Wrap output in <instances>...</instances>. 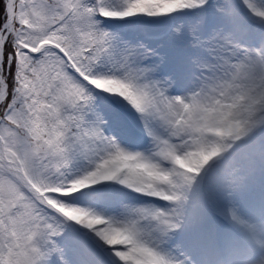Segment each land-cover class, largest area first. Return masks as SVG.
<instances>
[{"label": "rangeland", "instance_id": "obj_1", "mask_svg": "<svg viewBox=\"0 0 264 264\" xmlns=\"http://www.w3.org/2000/svg\"><path fill=\"white\" fill-rule=\"evenodd\" d=\"M212 1L18 0L13 27L21 28H13L12 33L22 59L19 86L15 107L0 124V264H71L76 255L86 257V264H106L103 256L74 235L68 219L83 228L106 221L99 230L115 221L111 235L91 234L101 246L130 243L126 249L110 250L114 264H168L151 249L183 258L184 264H199L202 249L195 226L208 221L203 245L215 246V214L240 225L226 208L233 205L236 213L241 200L250 196L255 206L264 195V188L255 189L264 185V149L257 158L249 157L230 169L224 163L235 148L246 147L264 131V0H218L217 24L208 37H202L200 24ZM256 8L261 10L258 15ZM169 11L177 13L171 35L160 41L144 39V26L162 23ZM114 17L134 19L135 34L127 36L113 65L104 70L113 80L104 85L92 76V66L112 42L106 22ZM247 39L255 40V45ZM44 44L49 48L33 60L31 53ZM7 74L6 65L4 77ZM146 82L153 90L150 85L142 87ZM138 89L143 91L136 93ZM139 95L145 98L143 105L129 104ZM111 96L141 110L145 125L124 122L108 102ZM90 102L98 103L94 119L87 118ZM168 104L179 107L182 118L193 125L187 121L171 132L146 114L155 106L161 116L158 109L163 111ZM105 125H113L115 132L107 139L101 134ZM157 127L161 132L156 134ZM136 128L153 133L144 150L159 156L162 169L137 164L133 155L114 149L125 135L133 141ZM211 146L218 151L211 154ZM189 152L196 153L191 160L185 158ZM114 157L118 167L113 172L126 166L130 172L123 182L151 195L145 202L156 212L125 198L120 204H99L102 210L83 221L67 203L71 197L82 198L81 194L89 199V187L81 189L76 179L91 171L98 189L104 180H113V172L100 177L98 162L111 164ZM31 188L42 197L37 198ZM46 189L58 195L45 196ZM41 199L57 209H45ZM171 235L177 236L176 244L169 243ZM117 252L126 253L115 258L111 253Z\"/></svg>", "mask_w": 264, "mask_h": 264}, {"label": "bare ground", "instance_id": "obj_2", "mask_svg": "<svg viewBox=\"0 0 264 264\" xmlns=\"http://www.w3.org/2000/svg\"><path fill=\"white\" fill-rule=\"evenodd\" d=\"M14 4H15L14 0H10V2H9V15H10V17H13L15 19L17 13H16V9L14 8ZM260 12H261V10H259L258 8H256L254 10V13L256 15L260 14ZM153 23H155V22H151L150 24L154 25ZM7 26H9V28H11V19L7 22ZM154 30L155 29H150V31H154ZM96 77H98V79H101V84H104V85H108V84H110V82L113 81V80L109 79L108 76H105V75L103 76V74H99V76H96ZM171 79L174 80L173 76ZM157 80H158V78H157ZM159 80L164 81L165 78H159ZM148 81H150V79H148ZM145 84L146 85H144V86L142 85V87L150 85V90H153V88H152L153 85H151L150 82H146ZM142 91H143L142 89H138L136 91V93L142 92ZM142 96L143 95L136 96L135 99H132L131 101H129V104L132 102H134V103L138 102L140 104L142 103L141 105H143V103L145 102L144 101L145 98ZM118 99H120V98H118ZM104 105H106V104H104ZM130 109H133V108H130ZM162 109H163V111L161 109H158L160 111L161 116L157 115L155 106H153L152 109L151 108L147 109L146 114L150 113V116H152V119L154 120V122L156 124L162 125L164 127L163 130H165V128H166L167 130L172 132L177 128L178 125H180L181 123H186L187 121L188 122L190 121V123H188L189 125H193L191 120L187 119L186 117L182 118L183 115L181 116L179 107L174 108L168 104L166 106H163ZM133 120H135V119H133ZM144 120L145 119H139V120H135V121H136L137 125H145ZM157 121H159V122L157 123ZM197 121H199V119ZM157 129L158 130H156V134H157V131L161 132V129H159L158 127H157ZM109 136H107V137H109ZM152 137H153V133L149 139H152ZM147 142H144V143H142V146L141 145L139 146V145H136L133 141H130L129 136L125 135L124 138L117 139V141L114 143L115 144L114 149L120 150L121 152L126 153V154L133 155L134 157H136L137 164H141V165L147 164L148 166H150L152 168L162 169L163 167L161 166V162L158 159L159 156L154 154L153 152H151L150 149H148V151L144 150L145 147H147L146 146ZM209 150L213 151L211 153V154H213L214 152L218 151V147L217 146H214V147L211 146ZM194 154H196V153L195 152H189V154L186 155L185 158L187 160H191L193 158ZM115 156H117V155H115ZM114 158H115L114 159L115 162H113L111 164L110 163L109 164H107V163L102 164L101 162H98L99 167L102 168V172H100V174H101L100 177H105L108 174H111L114 171V169L118 167V160H116V157H114ZM201 161H202V159H201ZM261 166L263 167V164ZM129 172L130 171H127V173L124 177V180H127V178L129 177ZM112 174H114V172ZM90 175H91V171H87L86 173H83L80 177H78V179H76V180L78 182L77 184L81 185V187H80L81 189H86L87 187H89L88 189H89L90 194H91L94 191V186H95L94 180L95 179L93 180V176H90ZM114 175H113V178H114ZM105 181H107V180H104L103 182H105ZM136 190H138V189H136ZM35 192H36V190H35ZM145 205L148 206L147 202H142V203L139 201L137 202V206L140 208H145ZM149 206L151 207L150 204H149ZM149 206H148V208H149ZM70 209H71L73 214H76V216H78L83 221L91 220L92 217L96 216L97 212L102 210V208L98 205H96V206L71 205ZM149 210L153 214L156 212V210H152L150 208H149ZM227 212L230 213V216L232 219L236 220L240 224L239 226L242 228L243 238H247L251 242L257 241V239L259 238L260 233H261V231H260V233L258 234V231H257L258 226H260L261 230H262V223H259L257 221L256 215L253 212L252 205L250 204V202L248 200L243 202V206H241V208H236V213L233 212L231 205H229L226 208V213ZM102 221L103 220L95 221V222L91 223L90 225L98 224ZM205 226H206V222H205V224H201L200 226L199 225L195 226V231L197 232L196 240H197L198 245L202 249V256H201L202 258H200L199 264H210V263H208L206 258L208 256L211 257L212 253H214V251H215V248H213L212 244H210L211 242L209 244L206 243V244H208L207 246L203 245L202 237L203 236L206 237L204 234ZM115 227H117V226H116L115 221H113V223H111L107 228L102 229V230L92 231V234H95L96 236H104L105 235V237H106L107 235H111V233L113 232ZM242 240H243L242 238H239L238 236L232 235L230 238H227V241L225 243V248L234 249V248L238 247V249H240V247H242ZM107 245H109V244H107ZM246 246L247 247L242 249L243 251H247L248 250L247 248L250 246V244H246ZM140 248L144 252H147V253L149 252L148 250H150L149 247L144 246V245H141ZM143 251H142V253H143ZM151 252L153 254L159 255L160 258H165L168 261V264H177V263L184 264L183 258L172 257V256L168 255L165 251L160 252V251H157L155 249L154 250L151 249ZM124 253H126V252H117V253H111V254L114 255V257H115L117 255H121ZM119 259H122V256H120ZM87 261L88 260L86 257H84V256L80 257V255H76V257L73 258V260L71 261V264H86ZM44 264H48V263H44ZM245 264H264V255L255 261L246 262Z\"/></svg>", "mask_w": 264, "mask_h": 264}, {"label": "trees", "instance_id": "obj_3", "mask_svg": "<svg viewBox=\"0 0 264 264\" xmlns=\"http://www.w3.org/2000/svg\"><path fill=\"white\" fill-rule=\"evenodd\" d=\"M5 14V0H0V27L3 21V16ZM11 50L10 45H6V53Z\"/></svg>", "mask_w": 264, "mask_h": 264}]
</instances>
